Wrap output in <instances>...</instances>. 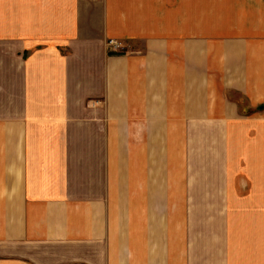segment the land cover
<instances>
[{
    "label": "crops",
    "instance_id": "1",
    "mask_svg": "<svg viewBox=\"0 0 264 264\" xmlns=\"http://www.w3.org/2000/svg\"><path fill=\"white\" fill-rule=\"evenodd\" d=\"M0 264H264V0H0Z\"/></svg>",
    "mask_w": 264,
    "mask_h": 264
},
{
    "label": "built area",
    "instance_id": "2",
    "mask_svg": "<svg viewBox=\"0 0 264 264\" xmlns=\"http://www.w3.org/2000/svg\"><path fill=\"white\" fill-rule=\"evenodd\" d=\"M106 50L112 54L125 53L121 44L113 40L106 43Z\"/></svg>",
    "mask_w": 264,
    "mask_h": 264
}]
</instances>
